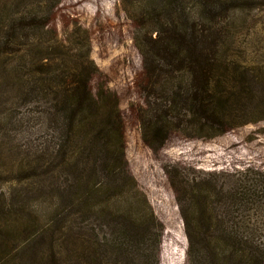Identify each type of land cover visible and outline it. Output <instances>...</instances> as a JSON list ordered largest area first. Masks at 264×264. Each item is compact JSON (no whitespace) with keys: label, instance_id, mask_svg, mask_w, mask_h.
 I'll return each mask as SVG.
<instances>
[{"label":"trees","instance_id":"trees-1","mask_svg":"<svg viewBox=\"0 0 264 264\" xmlns=\"http://www.w3.org/2000/svg\"><path fill=\"white\" fill-rule=\"evenodd\" d=\"M118 1L142 56L140 88L147 108L142 111L141 122L146 142L151 145L149 136L153 135V143L162 144L166 135L158 136L161 130L168 132L185 122L196 126L197 138H212L226 130L231 116L240 115L231 112L239 106L244 108L245 100L254 93L255 73L248 72L250 67L242 63V56L257 33H262L264 50V0ZM34 6L19 17L8 10L7 19L0 18L7 43L18 33L28 36L34 28L44 29L46 8L40 3ZM253 12L262 19L251 21ZM63 43L59 45L65 47ZM75 44H79L77 39ZM16 51L11 49V53ZM88 51L86 48L68 57L63 52L53 59L44 55L37 69L31 66L32 74L38 76L27 77L28 85L33 81L30 84L40 101L46 102V127L53 132L50 141H58L52 151L55 159L45 165L40 155L36 168L45 175L55 169L64 174L62 181L57 178L58 192L63 193V184L71 187L68 197L81 216L70 227L67 214L57 209L52 218L54 231L65 236V227H70L75 233L67 237L73 246L72 259L52 252L40 264H64L68 260L69 264H158L164 227L128 171L117 95L104 85L96 91L91 87L100 71ZM176 190L186 195L192 206L188 214L180 205L189 240L186 264H264V241L245 231L248 225L234 228L238 224L233 219L207 210L214 202H260L263 184L245 177L237 178L227 193L217 190L215 184L206 190L198 184L191 188L181 185ZM217 196L224 200L214 201ZM0 230L4 231L2 224ZM53 238L47 242L51 246ZM25 249V258L15 263L12 252L17 254L19 247L0 250V264H36L34 258L41 259L36 251L32 259L29 246Z\"/></svg>","mask_w":264,"mask_h":264},{"label":"rangeland","instance_id":"rangeland-1","mask_svg":"<svg viewBox=\"0 0 264 264\" xmlns=\"http://www.w3.org/2000/svg\"><path fill=\"white\" fill-rule=\"evenodd\" d=\"M37 3L46 8L44 29L34 28L28 36L18 33L9 43L0 30V222L4 223H0L4 226V233L0 230V250L19 247L17 254L12 252V257H16L13 263L25 258L28 246L32 259L35 251L41 257L34 258L36 264L48 259L52 252L59 258L72 259L73 246L67 237L75 234L70 227L81 216L78 217L80 213L68 197L71 187L63 184V193L58 192L57 178L62 181L64 174L55 169L45 175L36 168L40 155L45 158V165L55 159L52 151L58 141H50L53 132L46 127V102L40 101L37 97L40 95L30 84L33 81L29 80L28 85L27 77L38 76L32 74L31 66L36 68L44 55L53 59L66 52L68 57L88 48L100 71L91 87L96 91L104 85L117 95L128 171L164 227L158 264H186L189 240L182 208L191 214L192 206L184 198L186 195L177 193L178 186L191 188L192 184H198L206 190L215 184L217 190L221 188L227 193L237 184V178L245 177L264 185L262 33L255 34L247 43L244 61L237 60L250 67L248 72L255 73L254 93L245 100L244 108L239 106L231 112L240 115L231 116L226 130L212 138H197L196 126L185 122L168 132L161 130L158 136L166 138L160 145L153 143L155 138L150 135V145L144 139L141 122L142 111L147 108L140 88L142 56L133 40L131 23L119 9V1L0 0V18L7 19L8 10L13 17H19L23 10ZM254 14L251 21L262 19ZM257 25L262 32V21ZM59 42H65V47ZM13 47L15 53H11ZM217 198L213 200H224ZM207 210L233 219L238 224L234 228L248 225L245 231L264 241V196L260 202L251 204L241 199L232 205L214 202ZM56 211L67 214L66 224L70 227H65V236L60 237V231H54L52 218ZM50 237H54L53 246L47 243ZM77 247L82 249L78 244ZM69 260L64 264H69Z\"/></svg>","mask_w":264,"mask_h":264}]
</instances>
